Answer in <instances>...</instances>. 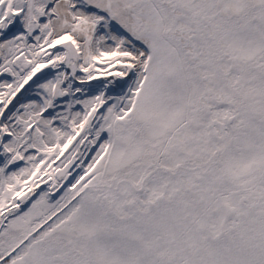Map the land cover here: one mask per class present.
I'll return each mask as SVG.
<instances>
[{
	"label": "snow or ice",
	"instance_id": "6c2138e0",
	"mask_svg": "<svg viewBox=\"0 0 264 264\" xmlns=\"http://www.w3.org/2000/svg\"><path fill=\"white\" fill-rule=\"evenodd\" d=\"M0 264H264V0H0Z\"/></svg>",
	"mask_w": 264,
	"mask_h": 264
}]
</instances>
